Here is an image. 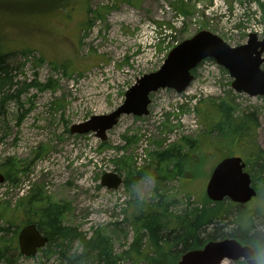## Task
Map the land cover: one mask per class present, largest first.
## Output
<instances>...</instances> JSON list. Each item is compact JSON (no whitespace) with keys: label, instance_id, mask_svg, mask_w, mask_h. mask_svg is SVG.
<instances>
[{"label":"rangeland","instance_id":"rangeland-1","mask_svg":"<svg viewBox=\"0 0 264 264\" xmlns=\"http://www.w3.org/2000/svg\"><path fill=\"white\" fill-rule=\"evenodd\" d=\"M178 2L185 3L184 12ZM198 30H210L232 47L245 43L248 33L262 38L264 0H0V51L18 82L8 92L16 95L22 88L17 101L11 98L0 112V172L8 159L24 169L17 171L14 185L0 184V202L14 204L39 186L49 198L69 205L65 224L87 236L101 229L119 254L132 240L123 222L130 195L123 184L116 190L100 184L103 173L114 171L115 158L129 157L137 169L149 164L150 153L181 137H198L203 121L196 110L226 98L255 114L257 142L264 149V96L234 92L232 78L212 59L198 65L185 91L153 92L149 115L121 116L107 131L105 146L93 133L70 134L71 124L115 109L140 75L156 71L175 44ZM47 79L53 89L30 85ZM142 129L151 136L136 165L137 141L123 148V138H139ZM203 144L201 175L170 182L179 185L177 199L187 192L202 200L214 165L228 156L226 141ZM152 187L149 178L138 181L134 195L149 198ZM247 206L248 212L261 209L264 200L257 196ZM72 245L78 251V244ZM57 263L55 254L46 259L41 252L19 258V264Z\"/></svg>","mask_w":264,"mask_h":264},{"label":"trees","instance_id":"trees-1","mask_svg":"<svg viewBox=\"0 0 264 264\" xmlns=\"http://www.w3.org/2000/svg\"><path fill=\"white\" fill-rule=\"evenodd\" d=\"M177 5L182 6L184 12L185 3L178 2ZM5 54L0 51L2 114L4 104L11 98L17 101L22 91V88L19 92L17 89L16 95L8 92L18 82L13 81ZM30 85L39 90L54 87L50 79L45 84ZM205 103L196 110L203 121L198 137H181L177 143L150 153V163L138 169L129 157L114 160V171L123 175L124 188L130 195L123 215V222L132 230V240L127 248L116 254L112 239L101 229H94L87 236L76 227L65 224L63 220L70 210L69 205L54 201L37 186L25 196L18 197L14 204L7 200L0 202V264H19L22 256L16 234L27 223H35L47 236V243L40 250L41 256L49 259L55 254L57 264H174L185 251L225 237L236 238L254 249L257 260L264 264V206L248 212V204L236 205L229 200L210 202L206 195L202 200H195L194 195L187 192L183 198L177 199L179 185L170 186V182H179L186 175L190 178L201 175L205 159L201 152L203 143L215 139L217 142L226 141L228 155H241L257 196L264 200V149L257 142L255 114L240 111L227 98ZM137 139L136 136H125L123 148L136 143ZM1 169L11 185L19 181L17 171L24 172L10 159L2 164ZM146 178L153 182L152 196L140 199L134 195L133 187ZM75 242L78 251H72Z\"/></svg>","mask_w":264,"mask_h":264},{"label":"water","instance_id":"water-1","mask_svg":"<svg viewBox=\"0 0 264 264\" xmlns=\"http://www.w3.org/2000/svg\"><path fill=\"white\" fill-rule=\"evenodd\" d=\"M245 44L230 47L222 38L207 30H200L174 46L156 71L143 74L136 83L129 87L124 101L116 110L106 115H94L82 123L72 124L70 132L83 133L96 131V136L106 140V130L116 125L118 117L133 114L141 117L147 115L150 103L149 94L159 88L168 87L182 92L192 81L191 70L203 59H213L223 66L233 78L234 91L251 96H264V37L258 40L255 34H248ZM245 164L240 156H227L215 164L209 175L204 192L212 202L229 199L237 204H245L256 195ZM4 176L0 174V183ZM122 177L116 172L104 173L100 184L116 189ZM18 247L26 257L34 255L47 242V236L29 223L18 232ZM244 261V264H260L254 249L241 244L236 238L210 240L200 248L188 250L176 264H221V261Z\"/></svg>","mask_w":264,"mask_h":264}]
</instances>
